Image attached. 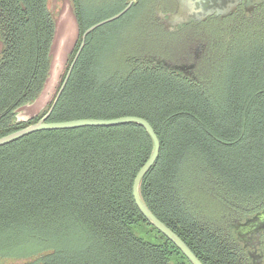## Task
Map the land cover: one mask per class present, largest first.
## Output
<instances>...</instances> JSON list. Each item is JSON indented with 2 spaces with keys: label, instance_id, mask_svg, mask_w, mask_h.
<instances>
[{
  "label": "trees",
  "instance_id": "16d2710c",
  "mask_svg": "<svg viewBox=\"0 0 264 264\" xmlns=\"http://www.w3.org/2000/svg\"><path fill=\"white\" fill-rule=\"evenodd\" d=\"M70 1L78 39L60 85L100 22L86 24L82 0ZM210 23L194 78L127 51L105 58L91 32L46 122L146 120L160 153L141 181L143 203L202 264H250L233 224L264 209V27ZM55 30L50 0H0V138L47 115L60 85L44 111L16 119L46 87ZM151 150L134 124L0 147V264H190L134 203Z\"/></svg>",
  "mask_w": 264,
  "mask_h": 264
},
{
  "label": "rangeland",
  "instance_id": "374dc122",
  "mask_svg": "<svg viewBox=\"0 0 264 264\" xmlns=\"http://www.w3.org/2000/svg\"><path fill=\"white\" fill-rule=\"evenodd\" d=\"M139 1L138 5H133L119 19L102 25L93 31L91 43L105 58L113 54L121 55L124 51H127L134 57L139 56V58L160 55L177 59L178 56L192 54L196 48V40L205 42V31L211 25L210 22H207V25L199 23L196 26H185L179 33L171 36L165 35L164 39L169 42L173 41V44L161 45L160 47L157 44H152L143 24V19L145 21L147 19V24H150L149 0ZM128 2L129 0H82L83 19L86 24L109 19L121 12ZM50 10L56 21L50 76L40 97L34 103L21 108L17 112V121H26L46 109L57 92L69 57L76 48L78 27L71 1L50 0ZM147 38L150 41H146ZM190 40L193 41L190 43ZM1 50L2 45L0 42V52ZM14 253L16 256H28L33 252Z\"/></svg>",
  "mask_w": 264,
  "mask_h": 264
},
{
  "label": "water",
  "instance_id": "95a60500",
  "mask_svg": "<svg viewBox=\"0 0 264 264\" xmlns=\"http://www.w3.org/2000/svg\"><path fill=\"white\" fill-rule=\"evenodd\" d=\"M242 1L244 2L243 4L246 10L251 9L254 6L264 4V0H229V2L225 7L222 8L217 7L204 12L201 6L197 5V3L194 2L193 0H176L177 2L176 10L173 13H170L166 16L165 24L168 29H172V28H182L192 23H202L205 21L207 16L213 14L214 11H216L218 15L226 16L236 8L239 2ZM133 4H134V0H129L126 7L117 15L93 25L82 34L80 46L66 71L65 77L59 87L58 92L56 93L53 99V102L51 104V107L47 115L35 124H32L24 129H21L19 131L13 132L7 136L0 138V147L8 145L28 135L42 131L75 130V129H81L87 127L109 128V127H117L127 124H134L142 127L152 141V150L148 160L141 167V169L138 171V173L134 178L133 186H132V196L134 203L137 209L139 210V212L141 213V215L147 220V222L151 224L163 236H165L183 254V256L190 262V264H202L197 259V257L192 253V251L187 247V245L172 230H170L166 225L160 222L152 214V212L146 207V205L143 203L140 197L139 188L141 181L144 178V176L149 172V170L154 166L160 153V142L153 128L146 120L139 117L128 116V117H121L112 120H73V121L58 122V123L46 122V119L53 111L62 92L66 87V84L71 76L75 63L78 60L84 48L87 36L94 30L99 28L100 26L115 21L120 17H122L133 6ZM154 63L158 65H163L164 67L173 70L177 73H180L182 75L186 74L188 70L193 68V65L171 66L163 61H155ZM236 224L238 225L237 226L235 225L234 231L236 233L237 238L240 241H243V243L247 247L248 246L247 236H249L251 240H255L253 246L256 248V246L259 245L260 243L259 234L264 231V209L259 213L255 214L253 217L246 219L244 223L236 222Z\"/></svg>",
  "mask_w": 264,
  "mask_h": 264
},
{
  "label": "flooded vegetation",
  "instance_id": "af4514ba",
  "mask_svg": "<svg viewBox=\"0 0 264 264\" xmlns=\"http://www.w3.org/2000/svg\"><path fill=\"white\" fill-rule=\"evenodd\" d=\"M200 5L203 11H209L214 8H222L227 5L229 0H193ZM139 0H134L133 5H138ZM244 2H239L236 8L226 16L218 15L216 11L213 14L207 16L204 22L207 23L210 21H221V20H228V19H241V20H251L256 25H262L264 27V4L254 6L249 10L244 8ZM149 11H150V24H147V19H143L144 29L146 30V34L152 44H157V46L161 45H170L173 44V41H167L164 39V36H171L176 33H179L184 27L182 28H172L168 29L165 24V18L168 14L173 13L176 10L177 2L176 0H149ZM221 6V7H220ZM199 23H192L187 26H196ZM207 34H205L204 39ZM200 39V38H199ZM148 41V42H149ZM193 40H190V43ZM196 48L193 50L192 54L189 52V56H178L177 59L166 58L160 55H149L144 56L146 61H163L171 66H190L193 65V68L188 70L186 74H183L186 78H194L195 71L197 67L198 61L201 59L204 51H206V42H199L196 40ZM181 51V49H180ZM254 215L248 217L251 218ZM240 221V223H244L246 219ZM237 226L238 224H233V227ZM259 245L256 248L253 246L255 240H251L249 236H247V243L248 246L246 247L243 241H240V245L243 249V253L246 256L247 261L250 264H264V231L259 234Z\"/></svg>",
  "mask_w": 264,
  "mask_h": 264
},
{
  "label": "bare ground",
  "instance_id": "6f19581e",
  "mask_svg": "<svg viewBox=\"0 0 264 264\" xmlns=\"http://www.w3.org/2000/svg\"><path fill=\"white\" fill-rule=\"evenodd\" d=\"M58 24V23H57Z\"/></svg>",
  "mask_w": 264,
  "mask_h": 264
}]
</instances>
